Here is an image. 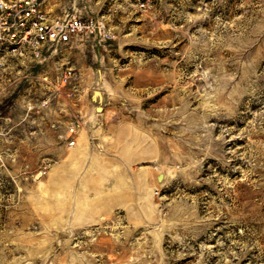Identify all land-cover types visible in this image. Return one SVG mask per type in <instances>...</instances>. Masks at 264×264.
<instances>
[{
	"label": "rangeland",
	"instance_id": "1",
	"mask_svg": "<svg viewBox=\"0 0 264 264\" xmlns=\"http://www.w3.org/2000/svg\"><path fill=\"white\" fill-rule=\"evenodd\" d=\"M42 3L109 36L1 86L0 264H264V0Z\"/></svg>",
	"mask_w": 264,
	"mask_h": 264
},
{
	"label": "built area",
	"instance_id": "2",
	"mask_svg": "<svg viewBox=\"0 0 264 264\" xmlns=\"http://www.w3.org/2000/svg\"><path fill=\"white\" fill-rule=\"evenodd\" d=\"M105 32L95 18L53 15L42 0H0V93L21 61H39L53 46L69 44L85 34L109 36ZM73 76V70L63 71L61 83ZM47 104L45 100L43 106ZM69 130L76 133L73 126ZM69 143L76 144L74 137Z\"/></svg>",
	"mask_w": 264,
	"mask_h": 264
}]
</instances>
